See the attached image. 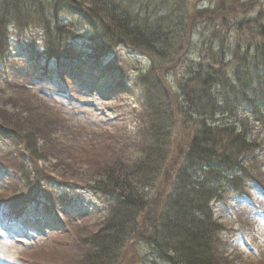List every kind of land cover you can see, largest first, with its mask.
<instances>
[{
    "label": "trees",
    "instance_id": "trees-1",
    "mask_svg": "<svg viewBox=\"0 0 264 264\" xmlns=\"http://www.w3.org/2000/svg\"><path fill=\"white\" fill-rule=\"evenodd\" d=\"M185 1L74 0L88 4L103 22L105 32L99 42L106 44V50L119 39L144 49L151 59L169 63L178 57L185 41L187 23L174 17L178 3ZM52 2L0 0V120L6 125L8 109L15 112L10 121L20 124L16 128L32 154L64 162L68 170L60 174L76 177L103 199L96 213L98 229L82 238L76 264H122L125 249L135 239L149 246V253L137 264H241L243 253L225 239L226 222L215 216L211 203L226 201L234 193L249 194L252 185L264 189L260 157L264 155V26L257 32L252 29L261 37L254 45L251 42L245 50L239 43L233 47L231 62L214 54L217 63L197 64L175 87L153 74V67L140 73L132 86L122 90L124 101L113 102L119 118L107 123L108 128L87 134L83 121L75 125L71 112L55 106L47 95L27 89L8 71V21L20 23L19 27L35 22ZM137 2L142 5L137 7ZM234 2L238 0L221 3L225 6L217 13H225V24L242 29L247 20L238 21L235 11L229 10V4L237 5ZM44 29V50L54 57L56 48L50 39L56 29L51 23ZM21 94L25 97L20 99ZM132 97L133 102H125ZM179 127L189 129L191 136L184 150L180 151L182 145L178 148L175 173L162 179L172 147L177 146L174 132ZM89 143L100 146L88 147ZM11 154L16 176L22 170L36 178L38 188H46L45 180L39 184L42 173L30 167L21 150L15 151L16 157ZM74 160L77 165L72 168ZM162 182L165 186L159 187ZM242 217L240 225L245 223ZM64 233L58 236L66 239L71 227Z\"/></svg>",
    "mask_w": 264,
    "mask_h": 264
},
{
    "label": "rangeland",
    "instance_id": "rangeland-1",
    "mask_svg": "<svg viewBox=\"0 0 264 264\" xmlns=\"http://www.w3.org/2000/svg\"><path fill=\"white\" fill-rule=\"evenodd\" d=\"M230 1L186 0L178 3L174 17L187 23V29L183 48L168 67V61L151 59L144 49L119 39L114 41L110 51L106 50V44L99 42L105 32L103 22L95 18L88 4L53 0L50 4L53 8L46 5L35 22L28 21L19 27L20 23L8 21L11 36L8 71L22 80L27 89L47 95L55 106L71 112L75 116L72 120L75 125L79 120L83 121L87 134L89 130L99 131L119 118L120 111L113 102L124 101L122 90L132 86L140 73L153 67V74L164 83L171 82L176 86V81L194 70L197 64H214L216 55L229 63L234 59L236 49H232L237 43L245 50L251 42L254 45L259 41L261 37L253 30L257 32L264 26V0H238L239 3L234 2L236 6L229 4V10L235 11L238 21L242 17L247 20L242 29L225 24L222 20L225 13H217L225 6L221 3ZM248 1L246 6L244 3ZM137 3V7L142 5ZM48 23L56 29L50 39L56 48L54 57L44 50V28ZM64 77L67 79L63 80ZM52 88H56L54 95L50 93ZM23 97V94L19 96L20 99ZM134 99H125V102ZM8 111L6 125L0 120V264H76V257L82 252V238L98 229L99 214L96 213L102 208L103 199L76 177L60 174L64 169L68 170L64 162L57 163L50 156L42 160V155L32 154L22 131L17 129L20 124H16V119L10 121L15 112ZM98 122L102 123L99 127ZM107 123L110 124L106 126ZM91 125L96 127L91 128ZM174 133L177 134V146L172 147L162 179L175 173L180 151L191 136L190 130L184 131L182 127ZM93 136L97 137V134ZM90 146L100 144L89 143ZM16 150H21L31 168L42 173L39 184L45 180L46 188H38L36 178L25 175L22 170H18L16 176L9 160L11 152L10 157H16ZM260 157L264 171V155ZM76 165L74 160L71 166L75 168ZM164 186L162 182L159 187ZM251 189L244 196L234 193L227 196L226 201H213L211 207L215 216L226 222L225 239L243 253L241 264H264V189L260 185H252ZM249 206L255 208L248 209ZM240 216H243L244 225L238 222ZM68 227L72 230L66 238H70V242L58 236L64 235ZM148 253V244L135 239L125 249L121 263L137 264L140 257Z\"/></svg>",
    "mask_w": 264,
    "mask_h": 264
},
{
    "label": "bare ground",
    "instance_id": "bare-ground-1",
    "mask_svg": "<svg viewBox=\"0 0 264 264\" xmlns=\"http://www.w3.org/2000/svg\"><path fill=\"white\" fill-rule=\"evenodd\" d=\"M167 64H168V67L170 66V63H169V61L167 62ZM173 66H171L169 69H171ZM191 77V76H190ZM182 78V77H181ZM181 78H179V79H181ZM179 81V80H178ZM178 81H176V83L178 82ZM166 83H168L169 85H171L172 86V84H171V82H166ZM172 87H175V86H172ZM179 107H180V109L178 108V111L180 110V112L182 113V108H183V105L182 104H179Z\"/></svg>",
    "mask_w": 264,
    "mask_h": 264
}]
</instances>
